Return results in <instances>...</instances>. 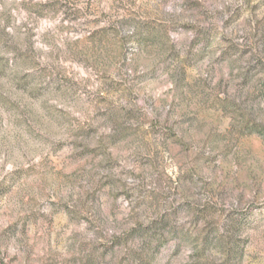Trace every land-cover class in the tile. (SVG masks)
Listing matches in <instances>:
<instances>
[{
	"label": "rangeland",
	"instance_id": "374dc122",
	"mask_svg": "<svg viewBox=\"0 0 264 264\" xmlns=\"http://www.w3.org/2000/svg\"><path fill=\"white\" fill-rule=\"evenodd\" d=\"M0 264H264V0H0Z\"/></svg>",
	"mask_w": 264,
	"mask_h": 264
}]
</instances>
